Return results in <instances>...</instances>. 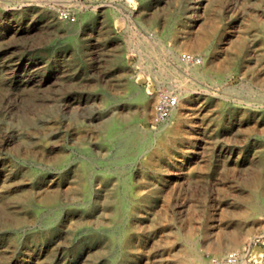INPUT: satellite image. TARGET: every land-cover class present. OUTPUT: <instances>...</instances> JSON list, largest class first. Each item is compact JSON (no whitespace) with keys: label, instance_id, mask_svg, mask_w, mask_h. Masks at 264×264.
I'll return each mask as SVG.
<instances>
[{"label":"rangeland","instance_id":"1","mask_svg":"<svg viewBox=\"0 0 264 264\" xmlns=\"http://www.w3.org/2000/svg\"><path fill=\"white\" fill-rule=\"evenodd\" d=\"M256 237L264 264V0H0V264H211Z\"/></svg>","mask_w":264,"mask_h":264},{"label":"built area","instance_id":"2","mask_svg":"<svg viewBox=\"0 0 264 264\" xmlns=\"http://www.w3.org/2000/svg\"><path fill=\"white\" fill-rule=\"evenodd\" d=\"M59 18L71 22L74 20L66 11H61L59 13ZM180 59L189 63H198L200 61L199 57L186 52L180 54ZM176 105L177 96L173 91L169 89H159L152 108V122L159 123L167 119ZM255 241H259L257 237L250 240L242 249L228 250L220 259L216 257L210 258V262L211 264H255L257 261L251 255L252 245L250 243L252 242L254 244Z\"/></svg>","mask_w":264,"mask_h":264},{"label":"bare ground","instance_id":"3","mask_svg":"<svg viewBox=\"0 0 264 264\" xmlns=\"http://www.w3.org/2000/svg\"><path fill=\"white\" fill-rule=\"evenodd\" d=\"M180 98H182V97H180ZM180 98H179V99H180ZM148 111H149V110H148ZM146 112H147V111H146ZM159 129H160V131L165 132V131L168 130V127H167V126H162V127H160Z\"/></svg>","mask_w":264,"mask_h":264}]
</instances>
